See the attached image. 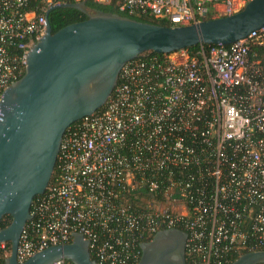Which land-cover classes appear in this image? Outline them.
<instances>
[{"label":"built area","instance_id":"2783aa9c","mask_svg":"<svg viewBox=\"0 0 264 264\" xmlns=\"http://www.w3.org/2000/svg\"><path fill=\"white\" fill-rule=\"evenodd\" d=\"M94 1L182 26L232 15L250 0ZM60 3L0 0V101ZM250 43L264 48V28L229 46L126 63L104 107L67 129L57 174L32 205L19 262L80 233L98 264H139L144 239L163 229L188 234L195 264L261 251L264 58L251 59Z\"/></svg>","mask_w":264,"mask_h":264},{"label":"water","instance_id":"95a60500","mask_svg":"<svg viewBox=\"0 0 264 264\" xmlns=\"http://www.w3.org/2000/svg\"><path fill=\"white\" fill-rule=\"evenodd\" d=\"M76 9L88 19L56 33L54 9ZM47 28L28 53L24 75L0 101V246L10 243L3 264H98L80 233L18 260L22 233L32 220L35 197L44 195L57 166L67 129L108 102L122 68L145 52L169 54L199 45L229 46L264 28V0H250L232 15L182 26H162L119 13L91 10L86 1L60 3L46 13ZM11 223L1 227L5 216ZM188 234L163 229L141 244L139 264H188ZM233 264H264V250L241 255Z\"/></svg>","mask_w":264,"mask_h":264},{"label":"trees","instance_id":"16d2710c","mask_svg":"<svg viewBox=\"0 0 264 264\" xmlns=\"http://www.w3.org/2000/svg\"><path fill=\"white\" fill-rule=\"evenodd\" d=\"M55 1H62L64 3H76L78 1L76 0H55ZM81 1H86L88 7L91 10H101L104 12H111V13H119L123 16H128L124 13H120L119 9L116 6V2H112L110 4H100L95 2L94 0H81ZM131 18H134L138 21L141 22H146V23H151V24H157V25H162V26H172V24L168 21V20H163L160 18H156L154 16L151 15H133V16H128ZM88 19V16L76 9H69V8H58V9H54L51 11L50 13V22L53 28V33L58 32L59 30H61L62 28L74 24V23H78L81 21H85ZM208 19H212V17H209ZM250 47H251V59H257V58H264V48L260 45L257 44H252L250 43ZM198 48V46L196 47H192L190 48V50L194 51ZM165 54H156L153 52H145L143 53L140 57H146V56H155V57H163ZM25 73V72H24ZM23 73V75H24ZM57 170H58V163L56 166V169L54 171L53 177L56 176L57 174ZM40 196L35 197L34 203L36 202V200L39 198ZM12 221V217L7 215L3 218L2 223H1V227L5 228L7 227ZM154 236H151L150 238H146L144 239L145 242L151 241L153 239ZM264 250V248L262 249ZM11 251V244L10 243H6L5 247L2 248V246H0V264H3L5 262V259L9 256ZM247 252H241L240 254H234L232 257V262L231 264H233L241 255L248 253ZM188 264H195L194 262H192L190 259L187 260Z\"/></svg>","mask_w":264,"mask_h":264},{"label":"rangeland","instance_id":"374dc122","mask_svg":"<svg viewBox=\"0 0 264 264\" xmlns=\"http://www.w3.org/2000/svg\"><path fill=\"white\" fill-rule=\"evenodd\" d=\"M217 17H220V16H216L215 18H217ZM1 246H2V248H3V247H5V244H2Z\"/></svg>","mask_w":264,"mask_h":264}]
</instances>
